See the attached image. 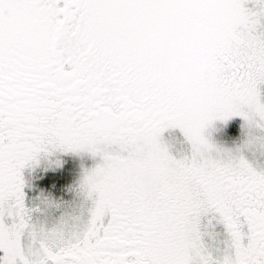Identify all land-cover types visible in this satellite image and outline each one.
I'll return each mask as SVG.
<instances>
[{"label": "snow or ice", "instance_id": "1", "mask_svg": "<svg viewBox=\"0 0 264 264\" xmlns=\"http://www.w3.org/2000/svg\"><path fill=\"white\" fill-rule=\"evenodd\" d=\"M0 264H264V0H0Z\"/></svg>", "mask_w": 264, "mask_h": 264}]
</instances>
